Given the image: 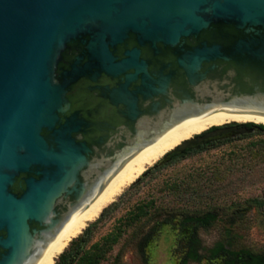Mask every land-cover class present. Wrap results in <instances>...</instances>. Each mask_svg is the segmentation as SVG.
I'll use <instances>...</instances> for the list:
<instances>
[{
  "label": "water",
  "instance_id": "1",
  "mask_svg": "<svg viewBox=\"0 0 264 264\" xmlns=\"http://www.w3.org/2000/svg\"><path fill=\"white\" fill-rule=\"evenodd\" d=\"M230 117L264 119V0H0V264ZM208 130L156 164L243 131Z\"/></svg>",
  "mask_w": 264,
  "mask_h": 264
},
{
  "label": "rangeland",
  "instance_id": "2",
  "mask_svg": "<svg viewBox=\"0 0 264 264\" xmlns=\"http://www.w3.org/2000/svg\"><path fill=\"white\" fill-rule=\"evenodd\" d=\"M240 130L243 131L220 141L213 140L203 149L155 170L136 188H131V185L142 175L130 186L123 188L113 200L118 202V206L97 223L88 245L111 231L117 219L135 203L154 197L158 204H168L171 207L218 209L217 219L213 224L198 229L199 241L196 247L200 254L207 253L209 248L220 241L231 249L264 253V216L259 209L245 203L248 198L264 195V160L252 158L249 152L251 142L264 140V131L257 127H242ZM157 162L147 167V170ZM196 172L201 173L202 177L187 181L188 176ZM176 180L197 188L195 192H186L180 203L174 193H168V186ZM91 223L89 221L87 224ZM149 227L148 224L143 226L142 232L147 233ZM192 232V224L182 226L179 218H175L169 223H161L144 248L136 241H129L126 233L108 254V259L101 264H112L116 256H119L118 262L121 264H180ZM222 259L223 257H202L187 264H219ZM57 261L58 258L54 264Z\"/></svg>",
  "mask_w": 264,
  "mask_h": 264
},
{
  "label": "trees",
  "instance_id": "3",
  "mask_svg": "<svg viewBox=\"0 0 264 264\" xmlns=\"http://www.w3.org/2000/svg\"><path fill=\"white\" fill-rule=\"evenodd\" d=\"M252 127H257L264 131V125H255L252 123ZM205 144L198 146L197 148H186L179 154L172 156L169 162L162 165H155L149 170L143 172L140 179H136L135 183H131V188L139 186L140 182L155 170L160 169L168 164L177 161L179 158L190 154L192 152L203 149ZM249 152L252 158H259L264 160V140L253 141L249 146ZM197 173V172H196ZM190 174L187 181L194 180L199 177L201 173ZM198 175V176H195ZM140 177V176H139ZM138 177V178H139ZM185 183V184H184ZM129 185V186H130ZM168 193H174L178 202L182 201L186 192H195L196 186L186 184L184 181L176 180L170 183L168 186ZM199 195V194H197ZM115 201V200H114ZM110 202L100 212L99 216L91 221V224H87L77 236L73 237L67 244L68 248H64L63 251L55 258H58L57 264H101L102 261L108 259V254L114 249L123 236L128 233L129 241H136V243L143 247L150 240L152 233L157 229L161 223H169L175 218H179L180 225L187 224L193 225V232L187 241V249L185 255L180 260V264H187L189 261H198L202 257L207 259H216L223 257L219 264H264V253H253L251 250L240 249L235 250L227 247V244L223 241L217 242L213 247L207 250V253L200 254L197 250L198 237L197 232L200 227H209L217 219V208L199 209V208H187L182 206H168V204L157 203V199L152 197L147 200H140L134 204L123 216L117 219L114 227L107 234L103 235L99 240L92 242L93 229L97 223L113 211L118 202ZM245 203L253 208L259 209L264 216V195H258L248 198ZM150 225L147 233L142 232V228L145 225ZM127 239V241H128ZM120 253V251L118 252ZM120 255V254H118ZM116 256L112 264H121L118 262Z\"/></svg>",
  "mask_w": 264,
  "mask_h": 264
},
{
  "label": "bare ground",
  "instance_id": "4",
  "mask_svg": "<svg viewBox=\"0 0 264 264\" xmlns=\"http://www.w3.org/2000/svg\"><path fill=\"white\" fill-rule=\"evenodd\" d=\"M228 122H240V123H256L263 124L264 119L261 118H253V117H230L220 120H215L210 123H207L203 126H200L196 129H193L171 143L167 146L153 154L151 157L142 162L135 170H133L122 182H120L100 203H98L82 220L81 222L68 234V236L58 245V247L51 253V255L45 260L43 264H54L55 258L63 251V249L67 246L69 241L77 236L86 226L89 221L97 218L101 212V210L110 202L114 200V198L122 191L123 188L130 185L136 179H138L141 174L147 169V167L152 166L155 162H157L160 158L164 157L167 153L174 150L177 146L182 144L185 140L192 139L195 135L203 133L205 130L209 129L212 126L222 125Z\"/></svg>",
  "mask_w": 264,
  "mask_h": 264
},
{
  "label": "flooded vegetation",
  "instance_id": "5",
  "mask_svg": "<svg viewBox=\"0 0 264 264\" xmlns=\"http://www.w3.org/2000/svg\"><path fill=\"white\" fill-rule=\"evenodd\" d=\"M218 127L223 128V129H229V130H234V131H238L240 130L242 127L246 128V129H250L252 128V123L251 122H246V123H238V122H228L222 125H218V126H212V128L210 127L208 131H213L215 129H217ZM239 127V128H238ZM205 130V131H207ZM204 131V132H205ZM218 141H220V139H217ZM213 140L208 141L207 143H205V145H209L210 143H212ZM185 150V149H184Z\"/></svg>",
  "mask_w": 264,
  "mask_h": 264
}]
</instances>
